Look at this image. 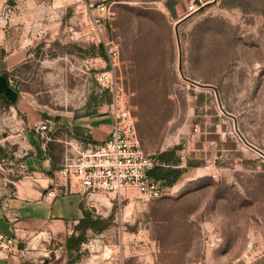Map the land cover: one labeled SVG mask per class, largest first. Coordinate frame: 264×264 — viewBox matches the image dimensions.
I'll return each instance as SVG.
<instances>
[{
	"label": "rangeland",
	"instance_id": "374dc122",
	"mask_svg": "<svg viewBox=\"0 0 264 264\" xmlns=\"http://www.w3.org/2000/svg\"><path fill=\"white\" fill-rule=\"evenodd\" d=\"M88 2L107 5L95 11L103 35L71 6L41 38L19 88L66 121L111 114L97 77L112 71L107 43L116 44L141 149L155 157L178 147L185 171L159 198L132 187L100 195L108 225L89 235L84 258L264 264V0H214L188 17L186 0Z\"/></svg>",
	"mask_w": 264,
	"mask_h": 264
},
{
	"label": "crops",
	"instance_id": "0c3cea01",
	"mask_svg": "<svg viewBox=\"0 0 264 264\" xmlns=\"http://www.w3.org/2000/svg\"><path fill=\"white\" fill-rule=\"evenodd\" d=\"M88 3L0 0V15L6 7L12 9L8 23L0 27V232L16 243L11 251L0 248V264H113L119 258L97 257L93 263L83 257L70 263L77 252L68 249V239L78 233L84 211L99 214L100 205L95 203L97 213L89 196L77 190L47 195L63 160L78 143H100L109 136L111 114L99 111L81 121H66L40 110L18 86V79L35 64L37 46L52 21L73 5L87 13ZM41 120L52 130L50 141L37 131Z\"/></svg>",
	"mask_w": 264,
	"mask_h": 264
},
{
	"label": "built area",
	"instance_id": "2783aa9c",
	"mask_svg": "<svg viewBox=\"0 0 264 264\" xmlns=\"http://www.w3.org/2000/svg\"><path fill=\"white\" fill-rule=\"evenodd\" d=\"M186 1L188 5L185 15L188 17L214 0ZM87 9L92 18L91 31L101 37L104 30L102 14L107 10V5L88 4ZM11 15L12 9L8 6L0 15V27L8 23ZM107 46V53L113 65L112 71L100 73L97 80L112 94L110 111L113 121L109 136L100 143H78L63 160L54 176V182L47 191L48 196L56 197V192L67 194L77 190L89 196L91 208H97L95 203H99L95 197L108 194L121 197L124 191L131 187L145 198L162 197L167 190L150 175V170L158 161L141 149L132 111L126 105L123 87L115 75V60L120 54L119 47L113 43H107ZM37 131L46 141L53 139L52 130L45 120L40 121ZM15 246L12 237L0 232L1 249L11 251ZM85 246L86 243L83 244V247ZM112 255L111 253L107 257ZM121 260L117 258L113 264H120Z\"/></svg>",
	"mask_w": 264,
	"mask_h": 264
},
{
	"label": "trees",
	"instance_id": "16d2710c",
	"mask_svg": "<svg viewBox=\"0 0 264 264\" xmlns=\"http://www.w3.org/2000/svg\"><path fill=\"white\" fill-rule=\"evenodd\" d=\"M177 148L168 149L156 155L155 158L158 164L150 170V175L167 189L175 185L185 171L180 166L181 159L177 155ZM107 225L108 223H106L104 218L93 210L88 209L84 211V216L76 227L78 233L71 235L67 242L68 249L77 252L75 258L70 260V263L75 262V260H81L84 257L83 244L89 239L87 231L91 229L94 233H99L106 229Z\"/></svg>",
	"mask_w": 264,
	"mask_h": 264
},
{
	"label": "bare ground",
	"instance_id": "6f19581e",
	"mask_svg": "<svg viewBox=\"0 0 264 264\" xmlns=\"http://www.w3.org/2000/svg\"><path fill=\"white\" fill-rule=\"evenodd\" d=\"M96 199H100V197L98 196V197H95Z\"/></svg>",
	"mask_w": 264,
	"mask_h": 264
}]
</instances>
